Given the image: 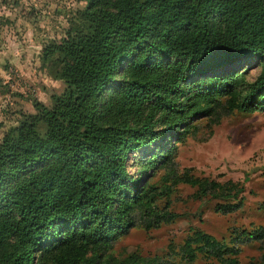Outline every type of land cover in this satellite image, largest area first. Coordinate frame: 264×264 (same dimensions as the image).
<instances>
[{
  "label": "trees",
  "instance_id": "1",
  "mask_svg": "<svg viewBox=\"0 0 264 264\" xmlns=\"http://www.w3.org/2000/svg\"><path fill=\"white\" fill-rule=\"evenodd\" d=\"M73 24L42 49L64 92L52 106L32 99L35 112L0 137V264H158L104 255L128 228L178 215L153 195L186 182L199 197L232 199L222 211L243 203V182L179 173L172 155L199 112L217 121L264 110V0H85ZM243 60L259 65L251 80L245 69L223 71ZM156 164L168 168L162 183L142 180ZM179 252L238 264L235 247L197 228Z\"/></svg>",
  "mask_w": 264,
  "mask_h": 264
},
{
  "label": "rangeland",
  "instance_id": "2",
  "mask_svg": "<svg viewBox=\"0 0 264 264\" xmlns=\"http://www.w3.org/2000/svg\"><path fill=\"white\" fill-rule=\"evenodd\" d=\"M84 5L85 0H0V137L23 114L35 112L32 99L52 106L54 96L64 92L65 83L55 77L52 61L43 60L42 49L67 34L76 10ZM227 68L245 69L247 80L259 71L255 60L240 61L223 71ZM215 120L199 112L192 116L188 130L175 135L174 167L179 173L219 182H243L242 205L222 211L218 204L232 199L199 197L196 186L177 182L168 194L153 196L156 206L178 215L157 226L138 223L128 228L104 255L123 259L134 253L155 257L158 264H205L210 258L203 253L186 261L179 252L183 240L197 228L235 247L238 264H264V236L250 232L264 227V110H232ZM129 157L128 170L135 174L144 161L141 149ZM156 165L140 178L162 183L168 168Z\"/></svg>",
  "mask_w": 264,
  "mask_h": 264
}]
</instances>
